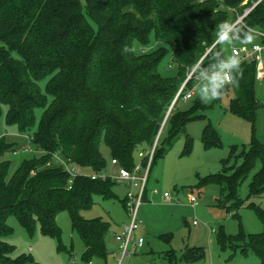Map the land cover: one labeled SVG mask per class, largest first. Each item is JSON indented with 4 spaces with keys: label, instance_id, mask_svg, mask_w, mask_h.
Returning <instances> with one entry per match:
<instances>
[{
    "label": "trees",
    "instance_id": "trees-1",
    "mask_svg": "<svg viewBox=\"0 0 264 264\" xmlns=\"http://www.w3.org/2000/svg\"><path fill=\"white\" fill-rule=\"evenodd\" d=\"M249 6L253 7L239 23L253 29L255 40L242 44L234 37L230 55L235 45L264 42V0H0V117L5 108L6 123L28 134L39 153L23 159L11 173L12 162L4 156L14 144L6 134L0 135V264H42L31 254H14L15 245L4 239L13 233L11 215L32 233L39 222L44 234L60 236L61 211L69 213L83 244L82 259L107 260L111 222L82 215L93 207L96 195L117 197L114 180L89 176L109 170L103 146L112 159L131 168L135 155L154 145L188 72L196 67L185 91L198 80L200 66L212 62L214 51L228 56V45L217 40V26L233 22L232 10ZM125 46L131 50L125 52ZM169 54L172 74L162 66ZM241 68L230 110L254 123L260 106L255 91L257 58L241 61ZM199 107L204 106L195 101L188 110H171L152 166L167 153L165 142L171 146L176 134L200 116L195 114ZM37 110L38 129L29 134ZM167 126L170 137L162 141ZM203 143L207 148L221 143L210 123L204 128ZM192 145L193 139L187 137L186 153ZM56 155L85 170L70 183L71 175ZM258 162L261 167L244 200L240 187ZM209 184L220 187L228 212L239 216L248 199L264 197V143L253 136L248 148L238 153L233 148L223 169L199 183ZM247 206L264 224V208L254 201ZM217 239L221 248L253 252L264 264V232L247 234L241 229L233 235L221 227ZM68 252L72 257V248ZM170 256L172 263L177 261L174 252ZM183 256L190 262L206 259L202 246Z\"/></svg>",
    "mask_w": 264,
    "mask_h": 264
},
{
    "label": "rangeland",
    "instance_id": "rangeland-1",
    "mask_svg": "<svg viewBox=\"0 0 264 264\" xmlns=\"http://www.w3.org/2000/svg\"><path fill=\"white\" fill-rule=\"evenodd\" d=\"M252 3L255 4V1H251ZM249 8L250 6L243 11L232 10L230 19L236 22L238 17ZM226 45L230 55L229 43ZM170 63L169 54L162 63L167 74L174 73V67L170 68ZM259 63H262L263 77L257 76L255 83L260 106L254 123L230 110L231 99L237 95L232 85L223 91L219 99L205 103L197 95L199 79L194 81L189 89L194 90L193 96L186 100L180 98L176 102V110L180 111L188 110L195 101H200L204 107L195 110V114L200 116L189 121L185 129L176 134L171 146L165 142L167 153L154 162L146 186L144 200L146 202L142 205L139 214L141 224L135 231L136 238L142 237L145 241L143 246L136 247L135 252L125 258L123 264H260L259 257L253 252L245 255L240 249L229 246L221 248L217 234L221 227L227 234L233 235L238 234L241 229L247 234L264 232V224L255 209L247 206L250 201H254L264 208V197L248 199L239 208V216H233V212H228L218 185H199L203 178L219 173L223 169V162L230 158L233 148L237 153L248 148L253 136L264 143V56L257 59V64ZM42 86L44 87V83ZM5 112L4 108L0 117V135L6 134L8 141L14 144L16 152L11 150L4 156V159L11 160L10 172L13 173L23 159L39 153L29 141L28 134H22L18 132L16 125L6 123ZM40 117L41 111L37 110L36 122L29 134L38 129ZM208 123L214 127L220 137L219 146L207 148L203 143V132ZM168 126L163 133L162 141L170 137ZM187 137L193 139L190 153H186ZM103 149L108 165L111 166L112 158L109 150L106 146H103ZM139 160L136 154L135 161ZM75 166L78 170H85ZM260 167L261 163L258 162L242 183L239 191L242 199L248 198L249 184ZM155 189L157 193L154 192ZM114 190L117 197L104 199L96 195L93 207L82 211L85 218L103 217L112 224L106 235L109 251L107 260L95 258L91 264H117L119 244L115 240V233L122 232L124 224L129 222V217L122 202L126 192L125 187L116 185ZM165 192L170 194V200H165L163 197ZM192 197L196 198L194 205L191 203ZM8 223L13 228V233L4 239L15 245L14 254H31L42 264H68L71 259L77 264H90L82 259L83 244L77 232L72 229L71 218L67 211H61L57 216V223L61 228L60 236L44 234L39 222L32 233L14 215L10 216ZM195 246L204 247L205 260L190 262L184 259L183 254ZM71 248L72 257L68 252ZM132 249L133 246L130 247V250ZM173 252L177 257L174 263L170 256Z\"/></svg>",
    "mask_w": 264,
    "mask_h": 264
},
{
    "label": "built area",
    "instance_id": "built-area-1",
    "mask_svg": "<svg viewBox=\"0 0 264 264\" xmlns=\"http://www.w3.org/2000/svg\"><path fill=\"white\" fill-rule=\"evenodd\" d=\"M256 5V3L254 4ZM253 5V6H254ZM252 6V7H253ZM250 7L245 11V13L238 17L237 23L241 22L243 17L252 9ZM264 36V34L262 33ZM232 55L237 56L240 61H243L247 58H259L264 56V42H256L251 45V47L243 46V45H235L232 47ZM262 63L257 64V76L263 77V73L261 72ZM196 67L189 73L187 79L184 81V83L181 85L178 93L176 94V97L170 106L169 110L167 111L166 117L163 121L162 127L160 129V132L156 138V141L154 145L148 149V150H141L138 153V156L140 160L138 162H135V164L128 168L124 165H122L117 159H112V169L107 170L105 172L96 173L93 172L89 176H91L93 179H108L111 178L114 180L118 185H123L126 189L125 196H124V202H125V210L129 217V222L127 224H124L122 232L115 234V240L118 242V253L116 256L117 264H123V261L127 256H129L132 252L135 251V248L138 246H143L144 239L142 237L136 238L135 231L139 228L141 224L140 219V210L142 205L144 204L145 200V193H146V186L149 178V174L152 168V162L155 156L156 147L158 144V139L161 133V130L171 112L173 109L175 103L180 99L184 98L189 99L193 96L194 90H187L186 83L187 81L192 77ZM197 79H201L199 76H196ZM172 107V108H171ZM56 158L59 162H61L67 172L71 175L70 183H72L73 178L76 175L81 174V170H78L76 166L70 162L65 161L62 157L57 156ZM155 193H157V189L154 190ZM163 197L165 200H170V194L168 192H165L163 194ZM196 198H191L192 205L195 204ZM133 246V249L130 250V247ZM68 264H77L75 260H70ZM91 264V263H90Z\"/></svg>",
    "mask_w": 264,
    "mask_h": 264
},
{
    "label": "clouds",
    "instance_id": "clouds-1",
    "mask_svg": "<svg viewBox=\"0 0 264 264\" xmlns=\"http://www.w3.org/2000/svg\"><path fill=\"white\" fill-rule=\"evenodd\" d=\"M216 37L222 44L231 43L233 38L242 44L252 43L255 40L253 29L247 25L237 22L224 21L217 26ZM125 46L124 51H130ZM220 50L211 54L208 65H201L195 73L201 79L199 87L196 88L197 95L202 102H209L219 99L223 95L226 86H239V79L242 76L241 61L235 55L223 57L218 55Z\"/></svg>",
    "mask_w": 264,
    "mask_h": 264
},
{
    "label": "crops",
    "instance_id": "crops-1",
    "mask_svg": "<svg viewBox=\"0 0 264 264\" xmlns=\"http://www.w3.org/2000/svg\"><path fill=\"white\" fill-rule=\"evenodd\" d=\"M112 169V165L111 166H109V170H111ZM144 202H146V201H144ZM116 234V233H115ZM135 250H136V248H135ZM135 252V251H134Z\"/></svg>",
    "mask_w": 264,
    "mask_h": 264
},
{
    "label": "water",
    "instance_id": "water-1",
    "mask_svg": "<svg viewBox=\"0 0 264 264\" xmlns=\"http://www.w3.org/2000/svg\"><path fill=\"white\" fill-rule=\"evenodd\" d=\"M172 108V107H171Z\"/></svg>",
    "mask_w": 264,
    "mask_h": 264
}]
</instances>
